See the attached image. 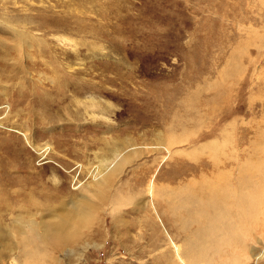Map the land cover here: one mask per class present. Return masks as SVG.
Masks as SVG:
<instances>
[{"label":"rangeland","instance_id":"374dc122","mask_svg":"<svg viewBox=\"0 0 264 264\" xmlns=\"http://www.w3.org/2000/svg\"><path fill=\"white\" fill-rule=\"evenodd\" d=\"M259 163L264 0H0V264H264V189L246 235L187 190Z\"/></svg>","mask_w":264,"mask_h":264},{"label":"bare ground","instance_id":"6f19581e","mask_svg":"<svg viewBox=\"0 0 264 264\" xmlns=\"http://www.w3.org/2000/svg\"><path fill=\"white\" fill-rule=\"evenodd\" d=\"M120 156L121 155H119V153L116 152V153H114L113 158L110 161H108V159H103L100 161V164L97 167V174L99 175L97 177V180L99 182H101V180H104V179H105V181H108L111 173L114 172L117 169V167L120 165V159H121ZM263 165H264L263 163H261V164L259 163L257 165L258 170H262ZM223 175H224V173H223ZM250 176H252V175L248 174V175L241 176L239 179V183H238L239 185H233V184L227 183L225 181V178H223V176L221 174L218 176L217 180H211V179L204 180L203 186L200 187L199 189L189 188L187 190L191 191V192L194 191L195 194L197 195V197H199L203 202L208 204V206L209 205L214 206L216 208L215 211H217L216 212L217 215H220V216L225 218V217H227V215L228 216H235L236 214H238L237 223L232 224V227L236 226L241 235H246V234H248L247 233L248 227H247L246 220L256 216L255 213L258 211V208H260L259 207V203H261L260 198H262V190L264 189L263 185L257 183L254 185L253 188L246 190V186H247L246 183L248 181V177H250ZM107 184H108L107 182H103L98 188L99 189L98 193L103 195V193H104L103 191H105V188H106L105 186ZM173 193H175V192H173ZM174 203H175V201L173 202V205H174ZM194 205H196V204H194ZM219 221H221V220H219ZM16 222L19 223V226L21 229L20 234L25 236L26 239L29 241H38V242H43L45 244L48 242V240L49 241L52 240V237H53L55 240L60 241L59 243L61 245H66L68 242H70L68 239L67 230H66L68 227H70V225H69L70 223L68 222V220L65 217H62L61 219H59L58 222H47L44 220L41 222H36L35 220H28L25 222V221H23V218L18 217L16 219ZM217 222H218L217 218H215L213 220V225L214 226H215V224L217 225L218 224ZM222 222H223V220H222ZM251 222H252V220H251ZM205 224L206 223H204V225ZM221 228L223 229V226ZM210 229H211V227H210ZM225 230L227 231L226 228H225ZM212 231H211V233H212ZM220 232L221 231H219L218 233L220 234ZM214 236H215V234H214ZM243 237H246V236H243ZM215 238L217 239V237H214V239ZM230 239H233V238H230ZM245 239L246 238H244V240ZM237 240H238V238H237ZM233 241H234V239H233ZM212 242L214 243V241H212ZM219 244H221V243H219ZM221 246H222V244H221ZM215 254L217 255V257H219V256L221 257L222 250L220 249V247L215 251ZM215 254H214V256H215ZM212 256H213L212 254L208 255V254H205L204 252H197V253L191 254L189 256L193 259L192 263L190 261L191 259L190 260L187 259V260H188V262H190V264H197V263L205 264V262L212 259ZM213 259H214V257H213Z\"/></svg>","mask_w":264,"mask_h":264}]
</instances>
